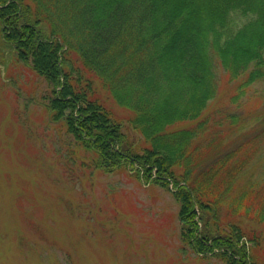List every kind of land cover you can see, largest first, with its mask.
<instances>
[{"label":"trees","instance_id":"16d2710c","mask_svg":"<svg viewBox=\"0 0 264 264\" xmlns=\"http://www.w3.org/2000/svg\"><path fill=\"white\" fill-rule=\"evenodd\" d=\"M1 43L45 78L49 120L92 166L174 191L182 252L264 264V171L249 168L264 110L207 114L221 79L234 105L264 86V0H0ZM98 83L131 112L127 127Z\"/></svg>","mask_w":264,"mask_h":264},{"label":"rangeland","instance_id":"374dc122","mask_svg":"<svg viewBox=\"0 0 264 264\" xmlns=\"http://www.w3.org/2000/svg\"><path fill=\"white\" fill-rule=\"evenodd\" d=\"M233 85L221 79L207 108L210 117L264 110L263 84L251 86L235 105L229 101ZM98 87L127 127L131 112ZM47 91L45 78L1 43L0 264H225L189 246L180 250L179 203L172 189L145 184L127 169L92 166L91 154L70 142L61 123L49 120ZM128 135L143 145L137 133ZM249 168L264 171V152ZM254 251L264 261V240Z\"/></svg>","mask_w":264,"mask_h":264}]
</instances>
